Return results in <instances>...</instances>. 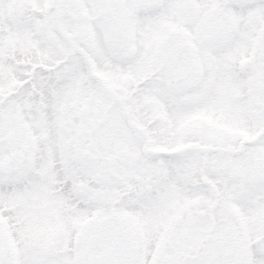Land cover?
I'll return each mask as SVG.
<instances>
[{
  "label": "snow or ice",
  "instance_id": "6c2138e0",
  "mask_svg": "<svg viewBox=\"0 0 264 264\" xmlns=\"http://www.w3.org/2000/svg\"><path fill=\"white\" fill-rule=\"evenodd\" d=\"M0 264H264V0H0Z\"/></svg>",
  "mask_w": 264,
  "mask_h": 264
}]
</instances>
